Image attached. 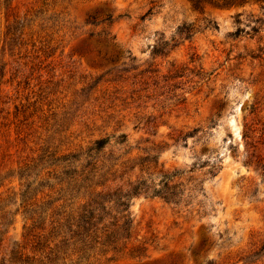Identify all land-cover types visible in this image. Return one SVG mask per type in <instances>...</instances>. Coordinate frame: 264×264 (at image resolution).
I'll list each match as a JSON object with an SVG mask.
<instances>
[{
	"label": "rangeland",
	"instance_id": "374dc122",
	"mask_svg": "<svg viewBox=\"0 0 264 264\" xmlns=\"http://www.w3.org/2000/svg\"><path fill=\"white\" fill-rule=\"evenodd\" d=\"M93 142L108 192L150 189L80 264H264V2L0 0V264L45 245L19 207L56 196L37 160Z\"/></svg>",
	"mask_w": 264,
	"mask_h": 264
},
{
	"label": "trees",
	"instance_id": "16d2710c",
	"mask_svg": "<svg viewBox=\"0 0 264 264\" xmlns=\"http://www.w3.org/2000/svg\"><path fill=\"white\" fill-rule=\"evenodd\" d=\"M226 1L228 4L264 2ZM194 5L197 7L199 2ZM102 148L101 142H93L76 152L58 157L49 154L37 160L39 163L44 161L52 169L50 176L59 188L55 198L30 205L24 200L28 185L24 187L19 207L24 208L23 216L30 221L28 230L46 233L42 238L45 245L42 248L38 244L33 247L37 255L24 256L17 251L11 252L12 264H80L91 255L117 253L120 242L129 239L132 232L130 200L140 193H147L150 188L137 181L133 185L128 184L126 191L117 187L108 192L106 184L114 180L107 177L117 164L112 163L111 154L103 153ZM27 169L28 166L25 167ZM171 189L173 187L164 184L163 190H153L152 193L169 201L173 197L169 192ZM160 192L163 196L159 195ZM40 250H45L43 256L39 255Z\"/></svg>",
	"mask_w": 264,
	"mask_h": 264
}]
</instances>
